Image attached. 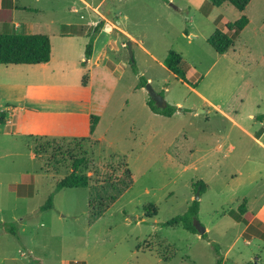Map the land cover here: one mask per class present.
Returning <instances> with one entry per match:
<instances>
[{"label": "rangeland", "instance_id": "obj_1", "mask_svg": "<svg viewBox=\"0 0 264 264\" xmlns=\"http://www.w3.org/2000/svg\"><path fill=\"white\" fill-rule=\"evenodd\" d=\"M243 14L234 47L216 53L207 39ZM100 21L99 64L83 73L101 105L87 188L54 192L66 162L56 156V172L51 149L34 157L5 121L17 96L0 88V264H264V0L244 12L209 0H0V33L48 34L57 52L67 49L59 32L88 31L87 44ZM170 50L188 83L162 66ZM8 68L20 67L0 65V84L41 75ZM140 76L173 116L149 109ZM194 200L204 235L162 225Z\"/></svg>", "mask_w": 264, "mask_h": 264}, {"label": "trees", "instance_id": "obj_2", "mask_svg": "<svg viewBox=\"0 0 264 264\" xmlns=\"http://www.w3.org/2000/svg\"><path fill=\"white\" fill-rule=\"evenodd\" d=\"M213 6H221L224 3H230L240 12H244L248 7L250 0H209ZM5 3V0H2ZM5 7V4H4ZM249 18L246 15H241L235 21H229L226 23L227 31L217 29L208 39L207 43L216 51L218 54H225L232 47L241 32L248 26ZM104 26V22L100 21L97 23L89 37V41L85 46L84 58L85 60L81 63L83 67L86 66L87 61L92 57L94 50V42L97 35L100 33ZM186 32V31H185ZM51 58V40L48 34L44 33H0V65L10 64H25V65H36L47 63ZM182 56L170 50L164 60V65L174 75L179 77L183 82L188 83L187 73L182 67ZM130 67L134 74H139L136 63L130 60ZM83 84L86 82L85 75L82 78ZM147 79L144 76L139 77L137 88H143L147 84ZM149 109L155 113L165 117H171L176 112L177 107L175 105L167 104L166 107H158L152 99L147 101ZM100 117L97 114H91L90 116V133L93 134ZM256 120L264 121V114L256 117ZM26 139L33 146L34 157L41 158L49 149L53 151L52 159L54 163L52 166L55 171H59L57 166L61 160H58L56 156H62V163L66 162L65 167L69 169L65 175L60 178L56 184L54 192H57L63 188H87L90 183V176L88 165L91 161L92 145L96 142H92L91 137H59V136H44V135H27ZM68 141L66 146L59 144L58 141ZM92 158V157H91ZM48 163V161H47ZM132 178L129 179V185H131ZM196 187L200 186L203 190L204 182L198 181L195 184ZM114 201V200H113ZM199 202L193 201L189 210L182 214L175 216L162 225L164 226H176L182 225L186 230L193 233H197L194 226L193 220L197 217L199 212ZM53 208V194L48 197L46 204L41 208L42 210H48ZM152 205L148 206L151 210ZM238 211L241 215L247 212L246 200H244L238 207ZM10 232L15 235L14 229ZM215 250L219 253V249L215 246ZM223 257H218L214 264H223ZM243 264H260L257 261L246 262Z\"/></svg>", "mask_w": 264, "mask_h": 264}, {"label": "crops", "instance_id": "obj_3", "mask_svg": "<svg viewBox=\"0 0 264 264\" xmlns=\"http://www.w3.org/2000/svg\"><path fill=\"white\" fill-rule=\"evenodd\" d=\"M102 32L100 31L95 39L92 57L87 61L85 67L81 63L85 60L86 40L81 35H83L82 33L87 34L88 31L79 33L59 32L57 41L65 43L67 48L59 52L55 51L53 41L50 39L51 58L47 63L8 65L20 67L8 68L17 71L23 70L24 66L32 67L24 69L25 72L30 71L29 73L26 72L27 75H35L34 71H41V75L34 78H26L21 81L15 77L5 81L6 84H0V88L5 89L6 93L17 96L19 102L18 106L8 108V117L5 119L8 124L15 127L13 131L15 134L21 136L33 134L59 137H92L96 133L97 127L93 134L90 133V116L97 114L100 117L101 105L95 99L92 81L88 79L83 84L80 78L84 70L92 68L94 64H99L97 58ZM80 42L81 48L75 57V48ZM105 47L106 45H104V50ZM162 66L164 67L163 63ZM71 68L74 69L72 74L69 73ZM47 69L51 70L46 72ZM70 82H74V85H71Z\"/></svg>", "mask_w": 264, "mask_h": 264}, {"label": "water", "instance_id": "obj_4", "mask_svg": "<svg viewBox=\"0 0 264 264\" xmlns=\"http://www.w3.org/2000/svg\"><path fill=\"white\" fill-rule=\"evenodd\" d=\"M127 47L129 49L131 59L133 60V58H132V42L131 41L127 42ZM145 90L147 91L150 99H152L158 107H161V108L166 107L167 102L164 99V97L161 94L155 92L154 89L151 87V85L148 82L145 85ZM198 191H199V189H198ZM195 198H196V200H198V198H199L198 193H197V196ZM194 226L200 235H204L206 233V228L203 227L196 218L194 219Z\"/></svg>", "mask_w": 264, "mask_h": 264}]
</instances>
